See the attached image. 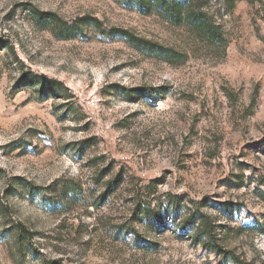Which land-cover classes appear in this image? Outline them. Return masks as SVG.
I'll return each instance as SVG.
<instances>
[{"label": "rangeland", "instance_id": "rangeland-1", "mask_svg": "<svg viewBox=\"0 0 264 264\" xmlns=\"http://www.w3.org/2000/svg\"><path fill=\"white\" fill-rule=\"evenodd\" d=\"M0 264H264V0H0Z\"/></svg>", "mask_w": 264, "mask_h": 264}, {"label": "trees", "instance_id": "trees-1", "mask_svg": "<svg viewBox=\"0 0 264 264\" xmlns=\"http://www.w3.org/2000/svg\"><path fill=\"white\" fill-rule=\"evenodd\" d=\"M169 5V4H168ZM180 5L181 2H178L176 4L173 5H169L167 7V11H175L177 10L179 12L180 10ZM33 13H36V18L44 23V24H53V25H58V22L60 21V19L53 13L50 12H41V11H35ZM58 27V29L56 28ZM53 29H57L60 32H64L66 30H71V27H67L66 25H64L63 23L60 26H55V28ZM137 41L140 44H143L145 47H150L151 44L147 41L141 40L139 38H136ZM29 81L35 80L38 81V83L40 82V93H45L47 87H45V84L47 82H44L43 79H39L35 76H30ZM38 79V80H37ZM62 87H58V86H54L53 84L50 86L51 91H59ZM49 89V88H48ZM140 215L143 219H145L147 221V223H151V227H157V221H156V216L157 214L153 211V209H151L150 207H143L140 209ZM193 224L194 223V215H188L187 218L184 220V222H181L179 226H177L179 229H182L183 231H187L189 229V224ZM204 225V226H203ZM203 227V228H202ZM200 228H202V230H199V228L197 229L196 233H195V237H193L192 239H194L195 241H202L205 243V245H207V247H209L210 249H212L213 251H218V252H223L225 255H229L227 253H229L228 251H225L222 247H220L217 244L216 241V237L215 235L211 232L212 230L209 228L208 224H202L200 226ZM20 236L24 237V238H30L31 237V233L23 228H21L20 231ZM205 237V238H204ZM205 239V240H203Z\"/></svg>", "mask_w": 264, "mask_h": 264}]
</instances>
